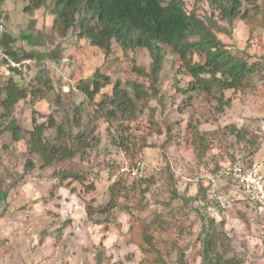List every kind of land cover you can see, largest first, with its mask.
Wrapping results in <instances>:
<instances>
[{
    "label": "clouds",
    "instance_id": "clouds-1",
    "mask_svg": "<svg viewBox=\"0 0 264 264\" xmlns=\"http://www.w3.org/2000/svg\"><path fill=\"white\" fill-rule=\"evenodd\" d=\"M35 2L0 4V264H264V0L103 44Z\"/></svg>",
    "mask_w": 264,
    "mask_h": 264
},
{
    "label": "trees",
    "instance_id": "trees-1",
    "mask_svg": "<svg viewBox=\"0 0 264 264\" xmlns=\"http://www.w3.org/2000/svg\"><path fill=\"white\" fill-rule=\"evenodd\" d=\"M3 3L4 0H0V4ZM39 3L40 0H36L34 4L24 7L23 11L30 13L33 8L39 7ZM56 3L57 8L53 11L59 13L67 26H78L83 29V34L92 35L93 20L96 21L95 27L103 25L101 39L96 41L101 44L109 36L120 39L119 29L131 31L140 27L153 34L159 31V28L150 21V17L156 14L155 0H56ZM184 50L187 51V48ZM153 67L155 70V66ZM7 90L12 91L11 85ZM84 90L87 91V88ZM37 133H40V129H37ZM36 143L38 146V141ZM28 166H33V161L29 160Z\"/></svg>",
    "mask_w": 264,
    "mask_h": 264
},
{
    "label": "rangeland",
    "instance_id": "rangeland-1",
    "mask_svg": "<svg viewBox=\"0 0 264 264\" xmlns=\"http://www.w3.org/2000/svg\"><path fill=\"white\" fill-rule=\"evenodd\" d=\"M18 2H19V0H11V3H12L14 6H15ZM23 9H24V8H23ZM23 9L21 10V12L24 13V14H27V13H25V12L23 11ZM13 14H14V13H13ZM13 14L4 15L3 12H0V16L3 17V18H5V19H11L12 16H13ZM33 14H34V13H33ZM32 23H34V21H33ZM29 26H31V24H30ZM24 39H30V37L25 36ZM147 56H148V53H147V52H144V53L141 54V57H140V58H141V59H144V58H146ZM39 58H40V59H43V54H41Z\"/></svg>",
    "mask_w": 264,
    "mask_h": 264
},
{
    "label": "built area",
    "instance_id": "built-area-1",
    "mask_svg": "<svg viewBox=\"0 0 264 264\" xmlns=\"http://www.w3.org/2000/svg\"><path fill=\"white\" fill-rule=\"evenodd\" d=\"M1 17V16H0ZM3 18V17H2ZM5 19V18H4Z\"/></svg>",
    "mask_w": 264,
    "mask_h": 264
}]
</instances>
